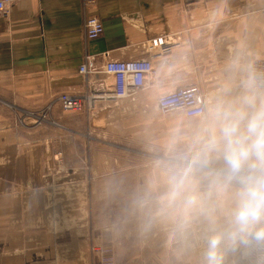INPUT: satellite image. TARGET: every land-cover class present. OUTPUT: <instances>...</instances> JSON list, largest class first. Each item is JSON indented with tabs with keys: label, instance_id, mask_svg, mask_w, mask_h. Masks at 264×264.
Segmentation results:
<instances>
[{
	"label": "crops",
	"instance_id": "crops-1",
	"mask_svg": "<svg viewBox=\"0 0 264 264\" xmlns=\"http://www.w3.org/2000/svg\"><path fill=\"white\" fill-rule=\"evenodd\" d=\"M9 9L0 13V264H100L96 248L112 249L115 264H205L211 220L222 226L232 206L209 195L223 162L190 180L194 205L183 195L168 204L165 158L154 154L168 153L173 135L175 152H192L205 118L162 115L157 99L194 85L207 105L226 84L240 95L244 70L264 59V0H20ZM90 17L104 25L96 40ZM158 38L170 42L155 60L158 82L112 98L105 64L147 58ZM88 59L95 72L82 74ZM103 93L80 113L58 101ZM42 111L40 124L27 114ZM225 264L251 259L237 250Z\"/></svg>",
	"mask_w": 264,
	"mask_h": 264
},
{
	"label": "clouds",
	"instance_id": "clouds-1",
	"mask_svg": "<svg viewBox=\"0 0 264 264\" xmlns=\"http://www.w3.org/2000/svg\"><path fill=\"white\" fill-rule=\"evenodd\" d=\"M241 80L242 92L233 97L226 84L210 105L205 123L194 138V150L176 153L178 137L169 147L172 155L160 163L166 172L168 204L183 195L186 206L196 197L185 194L193 176L208 168L211 159L222 160L211 173L209 195L231 200L226 221L213 223L205 252V264H225L226 254L241 251L245 258L264 257V73L248 66Z\"/></svg>",
	"mask_w": 264,
	"mask_h": 264
},
{
	"label": "built area",
	"instance_id": "built-area-1",
	"mask_svg": "<svg viewBox=\"0 0 264 264\" xmlns=\"http://www.w3.org/2000/svg\"><path fill=\"white\" fill-rule=\"evenodd\" d=\"M20 0H0V13L7 16L10 6ZM96 0H84L86 7ZM87 38L98 39L104 32V25L97 17H90L86 22ZM170 42L166 38H158L149 42L147 58L131 61H109L105 64L103 72L113 78V92L111 97L115 100L127 99L148 86L156 84L160 78L155 60L160 58L168 49ZM258 73H264V59H256L250 64ZM82 74L95 72L94 61L88 59L86 64L80 67ZM107 94H62L58 97L61 109L67 113H80L86 108H93L96 100H105ZM206 98L201 88L197 85L180 88L157 99V108L162 115L180 111L187 118H202L205 116ZM35 124L47 121V112H28ZM101 254L100 264H115L112 249L96 248ZM251 264H264V258L253 255Z\"/></svg>",
	"mask_w": 264,
	"mask_h": 264
},
{
	"label": "rangeland",
	"instance_id": "rangeland-1",
	"mask_svg": "<svg viewBox=\"0 0 264 264\" xmlns=\"http://www.w3.org/2000/svg\"><path fill=\"white\" fill-rule=\"evenodd\" d=\"M94 5V4H93ZM202 90V89H201ZM202 92L204 93V95H205V98H206V102L208 103V100H207V96H206V93L202 90ZM94 95H98V94H94ZM99 95H101V94H99ZM36 113V112H35ZM205 118V116L204 117H202V119H204ZM170 134H171V132H170ZM139 152V151H138ZM162 152H160L159 150L158 151H156V153L154 154V157L156 156L158 159H160L161 157L162 158H166V157H168V156H170V155H172V153L169 151L168 153L166 152V153H162ZM177 153V152H176ZM191 153V152H190ZM181 154H188V152H185V153H181ZM138 155V158H137V162L138 163H144V158H143V160L142 161H140V153H138L137 154ZM148 161V160H147ZM150 162H151V159L149 160ZM153 162V161H152ZM211 170V168H207V169H205V170H202V171H200V172H198V173H196L195 175H197V174H199V173H208L209 171ZM194 175V176H195Z\"/></svg>",
	"mask_w": 264,
	"mask_h": 264
}]
</instances>
